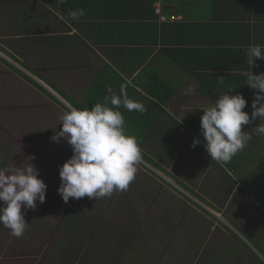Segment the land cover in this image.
Wrapping results in <instances>:
<instances>
[{
  "label": "crops",
  "instance_id": "1",
  "mask_svg": "<svg viewBox=\"0 0 264 264\" xmlns=\"http://www.w3.org/2000/svg\"><path fill=\"white\" fill-rule=\"evenodd\" d=\"M255 44L264 45V0H0V45L24 66L1 50L0 61L44 80L54 104L91 108L127 84L145 105L119 108L142 160L114 204L148 207L160 264H264V135L253 129L264 119L243 126L252 139L229 162L210 158L200 130V110L230 88L251 116L257 90L241 73ZM252 71L264 73V60Z\"/></svg>",
  "mask_w": 264,
  "mask_h": 264
},
{
  "label": "rangeland",
  "instance_id": "2",
  "mask_svg": "<svg viewBox=\"0 0 264 264\" xmlns=\"http://www.w3.org/2000/svg\"><path fill=\"white\" fill-rule=\"evenodd\" d=\"M12 51L27 63H35L30 51L14 47ZM35 79L42 86H49L44 80ZM65 112L43 90L0 61V168L31 162L47 184L44 203L37 200L35 210L22 208L28 222L22 237H13L10 229L0 225V264H67L68 260L83 264L86 256L95 257L100 263L107 256L113 261L111 264H136L133 253L137 255L139 252L144 258L149 257L150 262L146 264H160V238L153 232L152 224L143 222L148 207L131 209L132 212L139 211L136 220H131L134 231L127 234L134 245L126 256H119V253L112 254L111 250L120 249L116 240L122 232L116 226H128L114 206L121 192L98 200L85 196L80 198L81 201L73 198L68 203L63 201L58 193L61 184L59 169L73 151L65 138L57 143L51 137L62 127L60 122ZM2 206L3 201H0ZM73 210L85 220L91 218L96 222L87 238L79 241L75 251L70 249L72 233L69 226L72 222L67 221ZM85 230L81 228L79 233ZM167 245L168 241L162 246ZM152 253L156 254L155 260Z\"/></svg>",
  "mask_w": 264,
  "mask_h": 264
},
{
  "label": "clouds",
  "instance_id": "3",
  "mask_svg": "<svg viewBox=\"0 0 264 264\" xmlns=\"http://www.w3.org/2000/svg\"><path fill=\"white\" fill-rule=\"evenodd\" d=\"M84 14L83 8L68 13L73 20ZM245 54L251 71H243L241 75L249 87L257 90L251 116L244 111L247 105L244 95L230 94L235 88L228 89L211 106L200 110V130L206 151L213 161L229 162L252 139L247 131L242 130L243 126L257 118L264 119V73L252 71L257 58L264 60V45H251ZM221 77L218 82L224 83ZM127 86L122 84L119 95H106L103 103H95L91 108L66 105L67 111L60 122L62 127L51 137L57 143L65 138L73 151L59 169L61 184L58 193L65 203L70 198L78 200L87 196L98 200L109 197L114 192L127 191L135 180L142 149L137 138L128 134L119 108L143 113L146 107L128 97ZM107 91L112 93L111 87ZM253 129L257 135H264V125L259 124ZM200 143V138L195 137L191 147ZM46 191L47 184L31 162L0 168V201H3L0 225L10 229L13 237H22L28 226L22 208L35 210L37 200L45 202Z\"/></svg>",
  "mask_w": 264,
  "mask_h": 264
},
{
  "label": "trees",
  "instance_id": "4",
  "mask_svg": "<svg viewBox=\"0 0 264 264\" xmlns=\"http://www.w3.org/2000/svg\"><path fill=\"white\" fill-rule=\"evenodd\" d=\"M0 50L3 51L4 53H6L7 55L11 56L15 61H17L21 65H23V62H21L16 56H14L10 51H8L6 48L2 47L1 45H0ZM11 67H13L16 71H19L16 67H14V66H11ZM29 79L31 80V82L36 87L43 90L47 95L52 96V94L44 86H42L38 81L33 80L31 78H29ZM74 105H75V107L80 108V106L78 104L75 103ZM81 200L82 199H80L78 201H81ZM114 206L118 210V215L123 216V219L126 221L125 223L128 224V226H126V225H124V227H121L120 225H119V227L116 226V228L121 229V232H122L119 239L116 240L118 247L120 249H113V250H111V253L112 254H118L119 253V256L122 254L124 256H126V254H128L130 247L134 245L128 239L127 234L130 235L134 231L135 225L131 222V220L132 219L136 220V215H135V212L134 211L132 212L127 206H119V205H114ZM73 209H75V208H73ZM69 216L70 217L67 219V221L70 220L72 222V225L70 223V226H69V230H71V233H72V243H71L70 249L75 251L78 247L79 241L87 238L88 233H90L93 230L96 222L93 221L91 218H88L87 220H85L86 218L80 216L76 210H73V212H70ZM81 222H83V224ZM109 225H113V224L109 223ZM81 228L86 229V230L83 231L82 233H79V230ZM152 254L154 255L153 259L155 260L156 254H154V253H152ZM143 255L144 254L142 252L137 253V255H134V253H133V257L136 258V264H139V263L140 264H146V263L150 262L149 257L144 258ZM66 262H67V264H73L72 260H68ZM111 262H113V261H111L110 259L108 260L107 256L103 258L102 263L97 262L95 257L86 256L85 260L83 261V264H111Z\"/></svg>",
  "mask_w": 264,
  "mask_h": 264
}]
</instances>
